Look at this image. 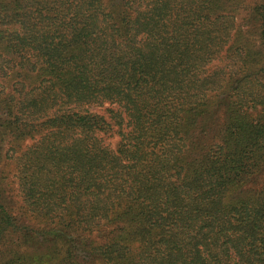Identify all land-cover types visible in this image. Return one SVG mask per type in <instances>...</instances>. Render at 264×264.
I'll list each match as a JSON object with an SVG mask.
<instances>
[{
    "label": "trees",
    "instance_id": "obj_1",
    "mask_svg": "<svg viewBox=\"0 0 264 264\" xmlns=\"http://www.w3.org/2000/svg\"><path fill=\"white\" fill-rule=\"evenodd\" d=\"M0 160V264H264V0H0Z\"/></svg>",
    "mask_w": 264,
    "mask_h": 264
},
{
    "label": "rangeland",
    "instance_id": "obj_2",
    "mask_svg": "<svg viewBox=\"0 0 264 264\" xmlns=\"http://www.w3.org/2000/svg\"><path fill=\"white\" fill-rule=\"evenodd\" d=\"M112 139L114 142L117 140V138ZM29 143L30 141L27 144ZM0 196L13 214L18 215L21 213L19 209L21 197L16 182L15 171L10 166H6L4 160H0Z\"/></svg>",
    "mask_w": 264,
    "mask_h": 264
}]
</instances>
